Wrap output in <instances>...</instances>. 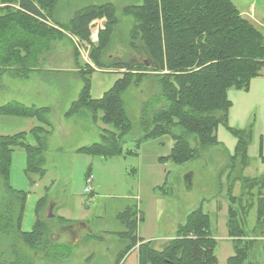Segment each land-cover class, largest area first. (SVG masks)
<instances>
[{"label":"trees","instance_id":"1","mask_svg":"<svg viewBox=\"0 0 264 264\" xmlns=\"http://www.w3.org/2000/svg\"><path fill=\"white\" fill-rule=\"evenodd\" d=\"M59 2L0 0V84L5 75L26 80L34 72H47L42 55L49 51L52 42L62 39L60 29L88 41L91 23L102 18L106 22L98 33L97 44L91 45L89 58L97 69L109 67L102 58L117 24L116 9L111 4L90 6L75 11L62 23L53 18ZM122 14L133 20L128 49L143 55V59L136 64L131 58L117 60L113 67L121 70V76L100 99H93L90 79L94 68L88 64L79 66L75 52L74 64L79 69L75 75L82 87L64 117H87L110 128L101 130L97 143L78 152L100 158L119 157L124 153V139L131 132L132 124L122 95L130 85L137 86L151 76L159 92L141 103L138 119L141 136L135 140L134 149L127 152L135 153L140 143L168 137L172 141L169 155L159 158V163L181 166L195 161L200 150L219 145L216 129L227 120L228 90L247 89L250 80L264 68L263 36L241 17L230 0H142L140 5L125 7ZM49 18L58 29L49 24ZM48 114L49 108L27 107L16 102L0 107V116L35 119L39 123L27 133L0 136V181L8 195L0 203V236L13 237L30 251L41 254L43 259L58 263L69 259L72 246L49 239V218L39 215L45 196L36 202L35 220L30 231L25 232L22 221L26 193L13 189L9 183L14 148L25 153V176L45 175L44 153L52 132ZM233 134L237 137V146L230 156L231 168L238 160L245 166L251 130H234ZM28 137L32 138L33 145L27 142ZM191 139L195 140V147L191 146ZM28 181L34 184L32 179ZM256 182L251 181V186L257 185ZM259 199L258 218L264 212V201ZM239 201L227 194L226 229L234 244V255L227 258L226 264H245L253 244L242 240L248 235L244 228L245 212L241 209L250 207L251 203L248 201L250 204L242 207ZM137 215L135 206H127L116 216L123 232L115 235L127 241L116 264L138 242V264H217V243L211 235L210 218L201 204L186 216L184 223L177 227L175 237L161 251L137 238ZM51 219L68 223L55 215ZM3 255L0 254V264H33L14 245L11 246L12 263L2 259Z\"/></svg>","mask_w":264,"mask_h":264},{"label":"rangeland","instance_id":"2","mask_svg":"<svg viewBox=\"0 0 264 264\" xmlns=\"http://www.w3.org/2000/svg\"><path fill=\"white\" fill-rule=\"evenodd\" d=\"M141 1L60 0L54 9L53 18L62 23L75 11L90 6L111 4L116 9L117 24L102 58L109 67L97 69L89 58L91 45L97 44L98 33L106 22L102 18L91 23L88 41L59 28L62 39L52 42L49 51L42 55L44 71L47 72H34L26 80L8 75L1 80L0 107L16 102L27 107L50 109L46 117L52 132L47 138L44 153L45 175L40 178L25 176L24 151L14 148L12 152L9 183L13 189L26 193L22 230L30 231L36 217V202L45 196L40 217L46 215L49 204H54V215L68 220V223L60 224L55 219H49V239L58 244L75 241L71 245L69 259L55 263L30 251L13 237L0 236V254H4L2 259L8 263L14 261L11 255V246L14 245L33 264H116L124 242L127 243L115 235L123 232L116 216L127 206H135L138 210L136 234L151 241L152 246L159 250L158 246L174 238L177 227L201 204L204 213L210 217L211 235L217 243V264H226L227 258L234 254V244L226 229L228 194L240 199L242 207L251 203L250 207L241 209L245 212L244 228L248 235L242 240L253 241L245 264H264V212L260 218L257 217L259 197L264 201V162L261 159L264 158V69L250 80L247 89L228 90L227 120L216 129L219 145L203 148L195 161L181 166L159 163V158L169 155L172 141L168 137L140 143L136 154L127 152L134 149L135 140L141 136L138 127L141 103L159 92L151 76L137 86L130 85L122 95L124 109L132 124L131 132L124 139V153L119 157L100 158L78 152L80 144L97 143L101 130L110 128L87 117H64L82 87L75 75L79 71L74 64L75 52L79 66L88 64L94 68L90 94L93 99H100L103 92L121 76V70L113 67L117 60L131 58L135 64L142 62L143 55L128 49V34L133 20L122 14L125 7L140 5ZM230 1L238 7L236 2L240 0ZM259 3L254 4L259 8L255 13L246 5L237 9L241 17L258 31L263 16ZM48 22L58 29L52 19L49 18ZM38 125L35 119L0 116V136L27 133ZM247 129L251 130L252 137L247 152L249 160L245 166L238 160L231 168L230 156L237 146L233 131ZM27 142L34 144L31 137L27 138ZM190 143L195 147L194 139ZM189 174L192 175L190 181L187 180ZM87 175L93 177L91 195L84 192ZM28 179H32L34 184L30 185ZM253 180L257 181V185L251 186ZM6 197L8 195L0 181V203ZM69 225L75 226L76 240L70 234Z\"/></svg>","mask_w":264,"mask_h":264},{"label":"crops","instance_id":"3","mask_svg":"<svg viewBox=\"0 0 264 264\" xmlns=\"http://www.w3.org/2000/svg\"><path fill=\"white\" fill-rule=\"evenodd\" d=\"M241 1V2H240ZM240 1H238V2H236V5H238V7L240 8L241 6H244V5H246V7L249 9V10H251V11H253L254 13L256 12V11H258V9L259 8H257L254 4L256 3V2H260L259 4H260V9L262 10V14H263V16H262V23H261V28H260V32H261V34H262V36H263V39H264V0H240ZM243 4V5H242ZM237 7V6H236ZM237 7V9H239ZM264 69V68H263ZM109 89V88H108ZM107 89V90H108ZM106 90V91H107ZM106 91H104V92H106ZM104 92H103V94H104ZM102 94V95H103ZM85 146H88V145H84V144H80V146H78V148L77 149H79V148H82V147H85ZM191 177H192V175L191 174H189V176H187V179H189V181L191 180ZM50 207H52V211H51V213L53 214V217H54V209H55V205L54 204H52L51 206H50V204L48 205V207H47V212H46V215L44 216V217H47L48 216V214H49V208ZM226 212H227V210H226ZM58 216H60V215H58ZM60 217H62V216H60ZM63 218V217H62ZM210 218V217H209ZM50 219V218H49ZM65 219V218H64ZM68 227H73V231H74V225H69ZM136 236H137V238L138 239H140V240H142L143 242H150L151 243V241H149V240H145V239H143V238H141L140 236H138V234H136ZM228 237V236H227ZM169 240H167L164 244H160L158 247L160 248L159 250H157V249H155L153 246H152V243L150 244L151 245V247H152V249H154V250H156V251H161L163 248H164V246L166 245V243L168 242ZM126 244L127 243H125L124 242V247L126 246ZM139 242L130 250V251H128L127 253H126V255L123 257V259L121 260V264H138V246H139ZM123 247V248H124ZM234 255V254H233Z\"/></svg>","mask_w":264,"mask_h":264},{"label":"built area","instance_id":"4","mask_svg":"<svg viewBox=\"0 0 264 264\" xmlns=\"http://www.w3.org/2000/svg\"><path fill=\"white\" fill-rule=\"evenodd\" d=\"M93 182V177L91 175H87L86 178H85V183H86V187L84 189V192L87 193V194H90L91 193V188H90V185L92 184Z\"/></svg>","mask_w":264,"mask_h":264},{"label":"water","instance_id":"5","mask_svg":"<svg viewBox=\"0 0 264 264\" xmlns=\"http://www.w3.org/2000/svg\"><path fill=\"white\" fill-rule=\"evenodd\" d=\"M187 180L189 181V179H187ZM51 211H52V207L49 208V214H48L47 218H50V219L53 218V214L51 213ZM68 229L70 231V234L73 236V239L76 240L77 237L75 236V233L73 231V227H68ZM74 244H75V241H73V243L72 242L70 243V245H74Z\"/></svg>","mask_w":264,"mask_h":264}]
</instances>
